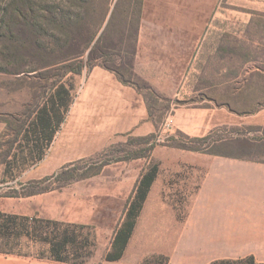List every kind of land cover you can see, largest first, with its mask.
<instances>
[{"label": "rangeland", "instance_id": "obj_1", "mask_svg": "<svg viewBox=\"0 0 264 264\" xmlns=\"http://www.w3.org/2000/svg\"><path fill=\"white\" fill-rule=\"evenodd\" d=\"M138 2L0 0V207H41L40 217L87 225L90 254L79 259L83 264L248 257L218 255L215 241L176 235L206 209L188 205L208 165L220 167L225 158L264 166V127L254 123L264 112V0H218L182 59L178 53L175 61L147 69L153 83L134 73ZM99 70L129 80L121 83L142 98L144 113L138 114V100L137 114L124 115L121 107L119 116L106 94L93 103L79 100ZM53 101L48 138V130L34 129ZM155 167L156 184L130 246L120 260L106 262L138 180ZM0 249L49 257L45 246L26 238L0 240Z\"/></svg>", "mask_w": 264, "mask_h": 264}, {"label": "crops", "instance_id": "obj_2", "mask_svg": "<svg viewBox=\"0 0 264 264\" xmlns=\"http://www.w3.org/2000/svg\"><path fill=\"white\" fill-rule=\"evenodd\" d=\"M217 1L141 0L133 60L134 73L153 83V80L146 77L149 73L147 69H156L164 63L175 61L178 53H180L179 59H182L184 47L190 48L193 37L201 35L202 25L210 17ZM185 20L195 21L196 27L185 26ZM101 94L109 97L108 107L115 116L122 115L121 107H124V115L137 114L133 111L135 109L133 102L136 100L139 101L138 114L144 113L145 104L133 88L123 85L114 75L105 74L99 70L88 78L80 92L79 100L93 103L99 99ZM254 123L264 127V112L256 114ZM222 159L225 160L221 163L222 166L208 165L205 168V177L191 193L192 201L188 207L206 208L200 212L201 219L194 222L189 230L178 232L176 237L180 240L207 239L209 244L215 241L214 244H218L216 246L219 249L218 255L253 256L256 262L264 263V166L256 167L255 163L248 161L231 162L225 158ZM214 163L216 161H212V164ZM155 184L156 179L148 195L154 189ZM253 196L261 198L253 199ZM248 200L251 201L249 205ZM234 201H239L241 204L233 206ZM253 202L260 204L254 206ZM160 207L172 206L162 204ZM40 210L41 207H0V213L3 214L37 217L64 224L87 226L40 217L37 214ZM31 242L45 246L46 254L49 256L48 243ZM0 264L64 263L53 262L49 257L46 260H39L18 254H6L0 249Z\"/></svg>", "mask_w": 264, "mask_h": 264}, {"label": "trees", "instance_id": "obj_3", "mask_svg": "<svg viewBox=\"0 0 264 264\" xmlns=\"http://www.w3.org/2000/svg\"><path fill=\"white\" fill-rule=\"evenodd\" d=\"M84 4V1H83ZM141 0L138 2V23ZM18 15L21 13L16 11ZM114 13V11H113ZM107 24L112 20V14ZM60 46L64 47L67 41H59ZM87 43V42H86ZM76 69L74 72H78ZM114 72V71H112ZM79 73V72H78ZM119 81L123 84H129V80H124L117 74ZM56 103L53 101L37 118L35 131L37 134H42L48 130V138L51 136L53 129V116ZM157 177V168H153L141 175L137 182L134 193L130 199L123 220L114 233L111 242L110 250L104 257L106 262H115L122 258L128 242L133 234L135 222L138 218L141 208L147 198L151 185ZM132 201V202H131ZM86 226L79 224H64L54 220H46L37 217H25L13 214L0 213V240L7 243L10 240H20L26 238L29 241L48 243L49 259L53 262L64 264H83L79 259L85 255L89 256V237L83 233ZM2 250V249H1ZM3 252V251H2ZM87 252V253H85ZM4 253H10L4 251ZM162 264L166 262L164 257H152L146 260L143 264ZM211 264H264L258 263L252 256L240 258L236 260H219Z\"/></svg>", "mask_w": 264, "mask_h": 264}]
</instances>
